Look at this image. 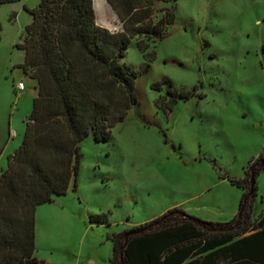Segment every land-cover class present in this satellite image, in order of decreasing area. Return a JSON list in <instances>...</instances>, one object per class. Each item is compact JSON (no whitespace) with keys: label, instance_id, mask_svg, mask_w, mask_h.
I'll return each mask as SVG.
<instances>
[{"label":"rangeland","instance_id":"obj_1","mask_svg":"<svg viewBox=\"0 0 264 264\" xmlns=\"http://www.w3.org/2000/svg\"><path fill=\"white\" fill-rule=\"evenodd\" d=\"M42 0L0 4V175L23 144L38 88L20 77L25 36ZM176 22L164 40L136 39L125 61L141 74L139 104L108 142L81 143L77 189L37 210L36 258L49 264H116L110 238L178 208L202 221L228 223L248 190L223 176L261 170L258 196L248 199L252 222L264 215V0H178ZM98 22L123 29L107 0H96ZM148 48L138 49V42ZM171 79L176 91L198 96L173 113L152 84ZM24 79V80H23ZM25 83L27 89L17 86ZM36 88V89H35ZM108 215V224L92 221ZM180 216L167 220L173 223ZM117 262V261H116ZM124 264L123 260H118Z\"/></svg>","mask_w":264,"mask_h":264},{"label":"trees","instance_id":"obj_2","mask_svg":"<svg viewBox=\"0 0 264 264\" xmlns=\"http://www.w3.org/2000/svg\"><path fill=\"white\" fill-rule=\"evenodd\" d=\"M22 0H0L17 4ZM178 0H107L123 29L112 32L98 22L96 0H42L29 9L33 17L16 47L25 53L18 66L38 83V96L27 120L22 146L0 175V264H49L36 258L37 210L54 196L77 189L81 143L93 135L108 142L136 105L140 72L125 58L136 39L164 40L176 22ZM1 31V30H0ZM138 49L148 48L138 42ZM171 84L165 107L173 113L181 101L198 95ZM261 170L252 166L242 179H229L245 193L237 217L228 223L202 221L175 208L155 220L114 234L115 263L124 264H264V215L252 222L248 199L258 196ZM180 216L181 220L166 224ZM92 221L108 224V215ZM117 261V262H116Z\"/></svg>","mask_w":264,"mask_h":264},{"label":"crops","instance_id":"obj_3","mask_svg":"<svg viewBox=\"0 0 264 264\" xmlns=\"http://www.w3.org/2000/svg\"><path fill=\"white\" fill-rule=\"evenodd\" d=\"M96 3V2H95ZM39 6V5H38ZM98 14V13H97ZM20 74H21V76L20 77H23V78H28V77H26L25 76V74H24V72H23V70L22 69H20ZM30 79V78H29ZM24 80V79H23ZM31 80V79H30ZM33 83H37V81H35V80H31ZM37 87H38V83H37ZM18 88V87H17ZM26 89H27V86H26ZM25 89V90H26ZM36 89V88H35ZM35 92H36V94H34V99L38 96V88L35 90ZM5 169V167L2 169V171ZM37 227H38V224H37ZM37 231H38V229H37ZM37 237H38V235H37ZM41 260V259H40ZM45 261V260H44Z\"/></svg>","mask_w":264,"mask_h":264},{"label":"built area","instance_id":"obj_4","mask_svg":"<svg viewBox=\"0 0 264 264\" xmlns=\"http://www.w3.org/2000/svg\"><path fill=\"white\" fill-rule=\"evenodd\" d=\"M17 87L20 91H24L26 89V84L25 83H19ZM91 264H94V263H91Z\"/></svg>","mask_w":264,"mask_h":264},{"label":"bare ground","instance_id":"obj_5","mask_svg":"<svg viewBox=\"0 0 264 264\" xmlns=\"http://www.w3.org/2000/svg\"><path fill=\"white\" fill-rule=\"evenodd\" d=\"M25 91V90H24Z\"/></svg>","mask_w":264,"mask_h":264}]
</instances>
